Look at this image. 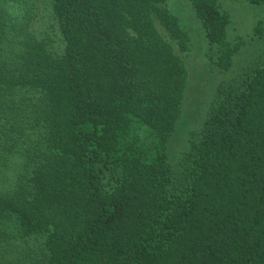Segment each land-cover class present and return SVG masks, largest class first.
Listing matches in <instances>:
<instances>
[{
	"label": "trees",
	"instance_id": "16d2710c",
	"mask_svg": "<svg viewBox=\"0 0 264 264\" xmlns=\"http://www.w3.org/2000/svg\"><path fill=\"white\" fill-rule=\"evenodd\" d=\"M10 1L0 0V42L16 37L0 43V113H17L10 94L35 92L42 144L0 194V223L44 237L35 264H264V55L218 87L180 173L170 142L193 46L167 0H52L62 53L8 32ZM191 3L209 57L229 69L241 46L229 12Z\"/></svg>",
	"mask_w": 264,
	"mask_h": 264
},
{
	"label": "rangeland",
	"instance_id": "374dc122",
	"mask_svg": "<svg viewBox=\"0 0 264 264\" xmlns=\"http://www.w3.org/2000/svg\"><path fill=\"white\" fill-rule=\"evenodd\" d=\"M18 1H23L25 10L21 4L11 0L5 7V29L9 32L16 25L22 29V37L34 35L45 41L50 49L62 53L65 39L52 12V0ZM220 3L221 8L231 16L230 40L241 43L229 69L220 68L209 57L204 25L191 0H167L172 13L179 16L189 31L193 46L192 54L185 57L190 72L189 83L181 118L170 142V158L180 173L186 168L185 157L191 139L202 128L218 87L252 69L264 55V1L220 0ZM260 23L263 27L261 32L257 30ZM8 34L5 41L0 42L4 43V48H10L16 38L12 33ZM8 98L18 104L15 107L18 111L16 113L13 108H9L5 113H0V194L3 195L15 191L22 174L27 170L29 151L37 143L42 144L34 110L30 107L37 100L35 92L18 90ZM16 224L14 219L0 223V264H35L43 258L45 239L41 235L23 237Z\"/></svg>",
	"mask_w": 264,
	"mask_h": 264
}]
</instances>
